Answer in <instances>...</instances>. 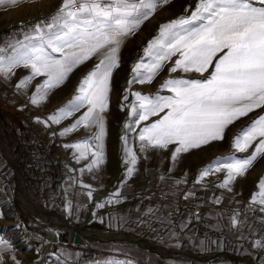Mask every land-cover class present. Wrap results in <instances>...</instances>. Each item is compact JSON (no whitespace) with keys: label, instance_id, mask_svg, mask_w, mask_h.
Wrapping results in <instances>:
<instances>
[{"label":"rangeland","instance_id":"rangeland-1","mask_svg":"<svg viewBox=\"0 0 264 264\" xmlns=\"http://www.w3.org/2000/svg\"><path fill=\"white\" fill-rule=\"evenodd\" d=\"M196 4L197 0H169V3L158 6L155 12L145 20L132 35L124 39L118 52V66L112 70L109 81L108 108L102 113L104 116V135L102 139L104 162L99 167L91 170L87 167V165L91 163L92 151L96 150L97 144L99 143V141L94 139V135L97 131L95 125L91 128H86L81 124L72 132L60 135L64 128L69 127L78 117L83 115L87 110V105L86 109H84V106L78 111L73 112L72 116L61 119L60 123L56 124L57 127H52L51 124H49L47 116H50L51 112H42V109L34 106L42 112L45 121L47 120V124H45L47 130L49 128L52 129L48 131V133L56 135L55 137L57 139L51 136L49 137L48 133L44 132L46 129L44 128L42 132L46 134L48 141L55 146L58 144L61 145L64 153L67 155L63 165L70 170L75 169L77 171L81 166L86 167L87 173L92 172L98 176V184H95V186L98 187L100 185V187H98L95 192H91L96 193L97 196L94 202L87 205V208L85 206H78L73 216H70L69 208L71 205L67 204L71 199L70 197L64 200L62 205H56L55 202L49 198L50 195L57 196L60 194V188L63 183L61 176L58 186L48 178V183L40 185L42 189L40 191L36 190L33 181L29 183L26 181L21 185V172L17 164H15V167L18 170L17 176L20 180L18 183L12 181L10 185L3 186L1 182L3 179L7 178L0 175V187L4 189L0 190V239L6 241L8 245L6 249H0V256H3V260L0 261V264H16V261H19L20 264H78L80 260L83 264H221L224 261L221 255H217L219 250L213 243H208L206 240H188L187 243L189 246H192L197 251V253H192L189 250H180L176 247L181 239L177 237L175 231L171 228H167L165 230V235L160 239L149 236L148 234L147 235L151 237V239H147L142 237L143 234H146L145 232L130 223V219L127 217L128 213L115 217V222L123 230L120 233L105 230L104 228L110 224L108 221L104 222V219L99 218V214L102 212L98 207L100 202L99 190L104 188L110 190L108 192V199L113 204L118 203L123 204V206H129L130 210L133 209L132 212L139 210L144 211L148 210V208L141 209L142 205L139 204L124 205L122 198L113 196L112 194L116 192H118L119 195L125 194L129 189L128 183L130 182L133 184L134 188L140 190H154L163 186L167 181L178 184L185 175L197 169L199 165L203 166L201 172L208 167H212L213 169L209 175L201 178L205 189V203H207L212 210L210 224L213 228L225 226L233 222V217H235L240 228L245 229V231L252 229V225L239 215L225 216L216 212L217 207L221 204L238 207L241 205L240 203H234L223 197L219 192L230 195L233 199L238 200V202L241 201L242 205L252 206L258 211V217L264 219V211H261V208L264 206L259 203V192L261 191L260 182L261 179L264 178V156H261L253 166L247 170L245 175L231 182L228 188H221L219 186L224 181L227 170L215 171L217 166L222 167L223 164L228 162L229 158H243L254 150L255 143L248 149V152H239L233 147V142L235 136L241 134L253 121L258 119L261 115H264V108H257L228 125L225 129L223 139L211 141L198 148H192L188 152H182L178 154L175 160L172 159V152L175 151V148L178 146L175 143L170 144L167 149L149 148L146 151H141L140 149V130L160 119L166 114L167 110L149 116L147 120L140 121L139 124H137L136 121L139 119V108L137 107L134 112L133 106L138 105L139 100L137 97L133 96L132 93L140 92L142 95H148L150 97H154L155 95L169 96L172 95V93L167 88L160 87L165 79L203 80L208 78L211 75V71L214 70L213 63L205 73H184L179 70L175 73H171L168 69L174 64L175 59L179 58V56L176 55L164 62L162 70L150 83L141 84L138 81L131 84L129 83L130 80L136 79V73L133 72V67L136 64L143 65L151 62V57L145 54L144 49L148 46L149 41L158 37L161 25L179 19L182 16H190ZM58 8L59 7L54 6L49 7L43 11L42 14L35 16L8 17L5 16V14L9 13V10L4 7V4H0V32L19 20H27L44 14H51L53 17L56 15ZM77 8L78 5H73L72 10L76 11ZM185 9H188V11H185ZM34 35L33 29L29 32L13 35L9 40L11 52L2 55L7 57L13 55L17 50H22L21 44L28 43L25 38ZM32 43H36V41H32ZM49 51L51 50L49 49ZM53 55L57 56V58L60 56L59 53H54ZM219 55L220 54L217 55V58ZM99 59V56L94 55L87 61L75 66L72 71L67 74L64 81L59 84L58 87L62 90L66 84H69L68 89L70 91L66 98L62 97L61 101L58 102L52 110L53 113L58 108L65 106L75 95L79 94L77 89L82 79L94 69ZM15 69L19 70L20 65H17L12 70L7 79L0 74V79L3 81L0 92H7L9 88L13 90L11 79L18 74ZM140 71H144V69L141 68ZM16 89L13 91H16L20 97L19 100L16 99L18 104L21 106L22 103L23 105L28 103ZM13 96L14 95L11 94V97L14 99ZM125 97H127V99H125ZM3 104V100H0V107L9 108V110L13 111L16 118L19 116L23 124L30 127V132L32 129L37 128L36 125L31 127L27 123L26 117L20 114L18 115L17 112H19V109H14ZM11 111H7L6 114L16 121L11 115ZM32 113L39 118L33 111ZM15 121L13 122L14 124L11 122L10 124L15 126V124H17ZM125 125L128 127H125ZM3 127L4 123L0 118L1 144L3 147H0V165L4 158L7 160L3 152L5 151L7 154H11L15 144L17 149L19 146L17 145L15 135L12 131L9 130L7 135L3 137ZM122 137H124V139H122ZM77 143H80L79 149L66 147V145ZM88 145H91V147H88ZM126 147L136 153L137 163L134 166L125 163L127 158L125 153ZM81 150L86 152V157L79 158L80 161L78 157ZM159 150H161V152ZM8 157L12 161L9 155ZM27 161L28 160H26V162ZM129 166L134 168V172L131 177H126L125 173ZM16 168H13V174L17 172ZM209 183L218 186L219 190H211V188L207 186ZM19 187L26 193L21 192ZM229 188L231 189L230 191ZM254 193L257 194L255 202H253L252 199ZM31 198L35 202L33 205L30 204ZM37 203L47 211L59 213L64 218L65 223L64 220L61 219L60 223L56 221L52 225L48 224L43 219L44 216H42L41 213V206ZM60 210L66 212V216L61 214ZM119 212L120 210L118 213ZM87 213L88 217L86 219L81 218L83 214ZM90 214H92V216ZM46 216L51 218L52 214H46ZM189 216L192 218L191 215H188V217ZM66 222L74 223L77 228L72 232L67 231L64 229ZM87 228L96 230L99 233L102 232L104 235L96 234L87 236L84 232ZM76 234L79 236V246L68 245L67 243L69 242V238H71L70 236L74 237ZM132 236L136 237V239H133ZM160 240L165 241L167 246L161 245L159 243ZM140 242H145L146 244ZM148 247H152L155 250H150ZM161 248H164V250ZM247 250L248 253L246 252ZM82 251H86L88 254L83 256ZM59 252H64L66 255H60ZM224 253L226 257L230 256L234 261L224 262L226 264H247L243 262L245 258L251 261L252 264H257L255 262L256 253L253 248L246 249L240 247L239 255L231 256L233 253L227 251ZM191 254L197 255L198 257H192ZM234 256L241 258L234 259ZM13 257H15V260H13ZM82 257H84L83 260Z\"/></svg>","mask_w":264,"mask_h":264},{"label":"snow or ice","instance_id":"snow-or-ice-1","mask_svg":"<svg viewBox=\"0 0 264 264\" xmlns=\"http://www.w3.org/2000/svg\"><path fill=\"white\" fill-rule=\"evenodd\" d=\"M7 2L16 5L19 0ZM4 3L5 0H0V4ZM167 3L169 0H61L56 15L48 23L35 25V35L25 38L28 43L21 44L22 50L7 57L0 55V74L5 79L17 65L31 67L32 76L22 78L17 84L18 89L26 86L35 75L47 76L41 85H37V91L30 99L33 105L45 100L47 90L61 84L75 66L94 55L100 57L94 69L82 79L77 89L79 94L48 117L49 121L59 124L61 119L88 106L83 115L64 128L60 135L72 132L81 124L86 128L97 127L94 139L99 143L92 151L91 163L87 165L89 170L104 162L102 113L108 108L109 81L112 70L118 66L120 47L158 6ZM73 5H78L76 11L72 10ZM3 51L0 49V53ZM144 52L151 57V62L133 67L136 79L130 80V84L137 81L150 83L162 70L164 62L176 55L179 58L168 69L171 73L178 70L205 73L213 63L214 70L203 80L165 79L160 87L167 88L172 93L169 96L132 93L139 100V104L133 106L134 112L139 108L137 124L167 110L160 119L140 130L141 151L167 149L175 143L178 145L172 152L175 160L182 152L223 139L228 125L257 108H264V0H197L190 16L161 25L158 37L149 41ZM54 53H59V58ZM141 68L144 71H140ZM254 143V150L249 155L229 158L222 167L215 168L217 172L227 170L219 185L221 188H228L264 156V115L235 136L233 147L239 152H248ZM66 147L79 149L80 143ZM125 153V163L134 166L136 153L127 147ZM85 157L86 152L81 150L78 159ZM132 166L127 167L126 177L133 175ZM212 171V167L205 168L200 178ZM260 187L259 203L264 206V178ZM88 195L91 197V191ZM256 196L254 193L253 202ZM233 224H237L235 217ZM255 246H261V242L256 241ZM7 247V242L0 239V249ZM2 260L3 256H0ZM16 264L20 262L16 261Z\"/></svg>","mask_w":264,"mask_h":264},{"label":"built area","instance_id":"built-area-1","mask_svg":"<svg viewBox=\"0 0 264 264\" xmlns=\"http://www.w3.org/2000/svg\"><path fill=\"white\" fill-rule=\"evenodd\" d=\"M51 17V14H44L27 20H19L1 31L0 49L4 51L0 53V55L11 52L9 40L13 35L29 32L34 29L37 23L49 22ZM1 86H3V81L0 79V87ZM11 94L14 95V99L11 97ZM19 98V95L11 88H9L7 92H0V100H3V105L14 109L20 107V104L16 101V99L19 100ZM27 104L32 107L33 112L39 116L36 122L37 128L31 130L28 137L27 149L25 151V155L30 159V168L34 171L39 170L42 166V161L46 159L56 162L61 178L65 181H70V184L61 187L59 195H50L49 198L53 200L56 205H62L63 201L70 197L71 199L67 204L77 207L85 206L87 208L89 204L75 201L74 194H87L89 191L94 192L100 185L97 187L95 184L83 185L79 182L80 174H87L86 167L81 166L77 171L75 169L70 170L63 165V162L67 158L63 148L59 144L55 146L53 143L49 142L46 138V134L42 132V130L46 128L44 115L31 104ZM20 150L21 148L18 146V151ZM202 169L203 166L199 165L197 169L185 175L178 184L167 181L163 186L154 190L136 189L131 182L128 183V191L125 194L118 195L119 198L123 199L124 205L148 204L157 208V214L154 217L146 211L133 212L129 216L130 223L149 236L158 239L165 235V230L167 228H171L181 240L186 238L191 240L203 239L212 242L235 244L246 249L253 248L255 253L259 256L260 262L264 263V219L258 217V211L252 206L242 205L241 201L238 202V200L233 199L230 195L219 192L223 197L234 203H240L241 205L238 207L221 204L217 207L216 212L225 216L239 215L252 225V229L245 231V229L240 228L239 223L234 225L233 222L225 226L213 228L210 224L212 210L210 206L205 203V189L200 178ZM198 179L199 182H197ZM39 180L42 184L48 183V179L44 175H40ZM1 184L3 186L10 185V179H3ZM207 186L213 191L219 190L218 186L212 183H209ZM109 191L110 190L105 188L99 190V205L103 204V207L99 208L103 213L115 215L123 204L111 203L108 199ZM185 214H190L193 221L190 223L189 227L184 230L182 225L184 224ZM72 238L73 237L69 238L67 244L79 246V242H74ZM256 241H260L261 246H255ZM83 259L84 257H82V260Z\"/></svg>","mask_w":264,"mask_h":264},{"label":"crops","instance_id":"crops-1","mask_svg":"<svg viewBox=\"0 0 264 264\" xmlns=\"http://www.w3.org/2000/svg\"><path fill=\"white\" fill-rule=\"evenodd\" d=\"M60 4H61V0H19V3L18 4H16V5H10L7 2V0H5L4 7L9 10V13H6L5 16H8V17H13V16H35V15H38V14H42L43 11H45L49 7H52V6L59 7ZM15 70H16V72L18 74H17L16 77H14V78L11 79V83L13 85V87H12L13 90H15L17 88V84L21 81L22 78L28 77V76H32V69H31L30 66L29 67H24V65L21 64L20 65V69L19 70L15 69ZM46 78H47V76L44 75V74L35 75V76H33V78L30 81L26 82V86L21 87L19 89L17 88L16 90L21 94V96H23V98H25L26 101H28L29 104H32L30 102V99H31L32 95L34 93H36V91H37V85H41ZM68 88H69V84H66L65 87L62 90L59 89L58 86H56V87H54L52 89H49V90H47V97H46L45 100L41 101L40 103H38L36 105H33V104L32 105L38 107L39 109H42L41 110L42 112H51L53 114V111L52 110L55 108V106L58 104V102L61 101L62 97L63 98H66L68 96V93L70 91ZM41 91H44V89H41ZM86 107L87 106L85 105V108L84 109H86ZM18 109H19V112L16 111L18 113V115L20 114V115H23L24 117H26L27 123L31 127H34L36 125V122L38 120L37 119L38 117L34 116V114L32 113V111H33L32 107L28 106L27 103L25 105H23V103H22V105ZM51 113H50V115H52ZM47 117H49V116H47ZM49 124H51L52 127L53 126H56L57 127L56 123H53L52 121H49ZM51 130H52L51 128H49L48 130L46 128L44 130V132L45 133H48V131H51ZM97 132H98V129H97L96 133ZM48 136L49 137L51 136L52 138L57 139L55 137L56 136L55 134L48 133ZM57 136H58V134H57ZM52 141H54V140H52ZM15 146H16V144H15ZM15 146H14V148H15ZM78 160H80V159H78ZM97 177L98 176L95 175V174H93L92 172H88L87 174H83V175L80 174V176H79V182L81 184H83V185L98 184V178ZM14 178L16 180L15 183H18L20 181L18 179L17 172H15ZM21 178H22V175H21ZM28 178H27V176H23V178L21 180V185H23L24 182H26V181L28 183L30 181H32L30 178L29 179ZM11 182H12V180H10V184H11ZM62 182H63L62 183V187L68 186L70 184V181H68V180H66V181L63 180ZM0 190H4V189L0 187ZM98 193H99V191H98ZM99 196H100V193H99ZM74 198H75V201H77V202H81V203H85V204H90V203H92V202H94L96 200L97 196H96V193H92L91 197H89L88 193L87 194L75 193L74 194ZM146 207L149 208V210H150L149 211V214L151 216H153V217L156 216V214H157V208L155 206L148 205V204H146V205L145 204H142L141 209L142 208L144 209ZM77 208H78L77 206H71L69 208V215L70 216H73V214H74V212H76ZM130 211L132 212L133 209L130 210V207L129 206L127 207V206H123L122 205V207L120 209V212L118 214L110 215V214H106V213L101 212L99 214V218L104 219V222L108 221L109 224H111V222H113L112 220H115V217H118L119 215L121 216L122 214L124 215V214H127L128 213V216L127 217H129L133 213V212L131 213ZM60 213L61 214H64L66 216V212H63V211L60 210ZM46 214H48V215L52 214V217L49 218L48 216H46ZM90 215L92 216V214H90ZM188 215H190V214H188ZM42 216H44L43 219L48 224H50V225H52L54 223L51 222V221H49V219L50 220H53L54 222H56V218L58 219V217L60 216V218L64 220V218L59 213H54V212H50V211H47V210H45L42 213ZM87 217H88V213L87 214H83L81 216V218H83V219L84 218L86 219ZM58 223H60V222H58ZM64 223H65V220H64ZM64 229L67 230V222H66V226H64ZM212 243L215 245V247L217 249H219L216 246V244H218L219 242H215V243L212 242ZM224 252L225 251L219 250L217 252V255H222V256H225L226 257V254ZM246 252L248 253V250ZM232 255H235V254H231V256ZM228 257H230V256H228Z\"/></svg>","mask_w":264,"mask_h":264},{"label":"trees","instance_id":"trees-1","mask_svg":"<svg viewBox=\"0 0 264 264\" xmlns=\"http://www.w3.org/2000/svg\"><path fill=\"white\" fill-rule=\"evenodd\" d=\"M7 111H11V110H9V108L0 107V118H1L2 122L4 123L3 137L5 135H7V132L9 130L12 131L13 134L15 135L17 145L20 146L21 150L18 151L17 146H15V148L11 151V155L14 158L16 164L20 168L22 178H23V176H28L34 182V184L36 186V190H40V191L42 190L40 187V185H42V183L39 180L40 175L46 176L47 179L50 178L58 186V184L60 182V174L58 172L57 164L55 162H53L49 159H46V160L42 161V166L39 170L34 171L30 168V161L25 155V151L27 149V144H28V137L30 134V127L28 125L23 124V122L21 121V118H19V116H17V118L19 119L18 120L14 116L13 111H11V115L16 119V121L14 119H11V117H9L6 114ZM13 120L17 123V124H15V126H12L10 124V122L11 123L14 122ZM26 160H28V161L26 162ZM0 175L4 178L12 180L14 183L16 182V180L14 179L13 167L9 164L8 160H6L5 158L3 159V162L0 165ZM145 211L149 213L150 210L148 208V210H145ZM112 221L113 222H111V224L106 226L104 229L109 231V232H117V233L122 232L123 230L115 222V220H112ZM192 221H193V219L190 218V216L188 217V214L184 215V224L182 225V228L184 230L187 229ZM142 237L147 238V239H151V237H149L147 234H143ZM188 240H190V239L186 238L184 240H181L180 243L176 247L180 250H189L192 253H197V251L192 246H189V244L187 243ZM206 242L212 243V241H206ZM159 243L163 246H167L165 241H163V240H160ZM216 246L219 248L218 250H221V251L232 252L235 255H239V253H240V246L239 245L219 242L218 244H216ZM82 253H83V256L88 254V252H86V251H82ZM59 254L60 255H66L64 252H61V253L59 252ZM221 258H223L224 262L233 261V259L231 257H225V256L221 255ZM207 262H208V260H207ZM224 262H222L221 264H226ZM255 262L257 264H261L259 256L257 254H255ZM78 264H83V262L80 260L78 262Z\"/></svg>","mask_w":264,"mask_h":264},{"label":"water","instance_id":"water-1","mask_svg":"<svg viewBox=\"0 0 264 264\" xmlns=\"http://www.w3.org/2000/svg\"><path fill=\"white\" fill-rule=\"evenodd\" d=\"M0 147L3 148V147H2V144H1V132H0ZM3 154H4V156L7 158V160L9 161L10 165L13 166V168L15 169V168H16V167H15L16 162H15L14 158L12 157V155H11V154H7L5 151L3 152ZM8 155L12 158V161L10 160V158L8 157ZM16 170H17V168H16ZM17 173H18V170H17ZM19 190H20L21 192H24V191H22V189H21L20 187H19ZM24 193H26V192H24ZM50 212H52V211H50ZM67 223H69V224L75 226V228H77V226H76L74 223H70V222H67ZM71 237H72V236H71ZM73 240H74V242H79V236H78V234L74 235ZM135 241H136V240H135ZM150 243H151V242H150ZM157 245H159V244H157ZM159 246H161V245H159ZM161 247H163V246H161ZM148 248H149L150 250H155V249H153L152 247H148ZM176 251H177V250H176ZM191 256H192V257H198L197 255H194V254H191ZM234 258H236V259H240L241 257L234 256ZM243 262H245V263H247V264H252V262L249 261V260L246 259V258H245V260H244Z\"/></svg>","mask_w":264,"mask_h":264},{"label":"bare ground","instance_id":"bare-ground-1","mask_svg":"<svg viewBox=\"0 0 264 264\" xmlns=\"http://www.w3.org/2000/svg\"><path fill=\"white\" fill-rule=\"evenodd\" d=\"M160 152H161V150H159ZM240 181V180H239ZM238 181V182H239ZM240 184V183H239ZM25 195V194H24ZM35 202H34V200L31 198V201H30V204L31 205H33ZM38 204V203H37ZM39 205V204H38ZM41 209H42V212L41 213H43L44 211H45V209L44 208H42L41 207ZM38 211V210H37ZM40 213V214H41ZM39 214V213H38ZM55 219V218H54ZM49 221H51V222H53V223H55L53 220H50L49 219ZM57 222H61V218L59 217L57 220H56ZM74 229H76L75 228V226H73V225H71V224H69V223H67V230L69 231V232H72ZM84 232L86 233V235L87 236H93V235H96V234H101L102 236L104 235V233H99L98 231H96V230H93V229H90V228H87L86 230H84ZM84 234V233H83ZM119 235H122V234H119ZM118 236V235H117ZM54 237V236H53ZM133 237V239H136V237H134V236H132ZM140 243H142V244H146L145 242H140ZM162 250H164V248H161ZM165 252V251H164Z\"/></svg>","mask_w":264,"mask_h":264}]
</instances>
